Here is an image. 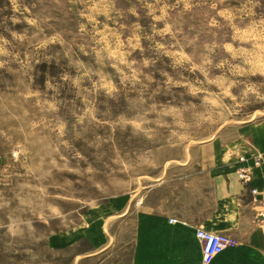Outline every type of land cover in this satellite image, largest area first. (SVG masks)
<instances>
[{"label":"rangeland","instance_id":"obj_1","mask_svg":"<svg viewBox=\"0 0 264 264\" xmlns=\"http://www.w3.org/2000/svg\"><path fill=\"white\" fill-rule=\"evenodd\" d=\"M262 121L264 0H0V264H131L142 176ZM126 194L103 249L49 244Z\"/></svg>","mask_w":264,"mask_h":264},{"label":"crops","instance_id":"obj_2","mask_svg":"<svg viewBox=\"0 0 264 264\" xmlns=\"http://www.w3.org/2000/svg\"><path fill=\"white\" fill-rule=\"evenodd\" d=\"M262 152L264 121L185 144L163 159L148 183L143 175L131 264H205L199 227L236 241L209 264H264V165L253 159ZM241 167L249 168L247 179L239 178ZM134 200V194L111 198L89 212L82 226L52 234L49 244L67 249L87 241L93 251L103 249L111 226L129 213Z\"/></svg>","mask_w":264,"mask_h":264},{"label":"built area","instance_id":"obj_3","mask_svg":"<svg viewBox=\"0 0 264 264\" xmlns=\"http://www.w3.org/2000/svg\"><path fill=\"white\" fill-rule=\"evenodd\" d=\"M254 164L264 165V152L255 155L253 157ZM243 160V159H242ZM250 170L248 167H241L238 171V176L242 180L247 179L250 175ZM256 190L252 189V193H255ZM264 216V213H262ZM196 236L201 241L202 245V258L205 264H209L213 259L221 253L225 248L232 246L236 241L229 235L223 233H214L208 230H205L201 227L197 228Z\"/></svg>","mask_w":264,"mask_h":264}]
</instances>
